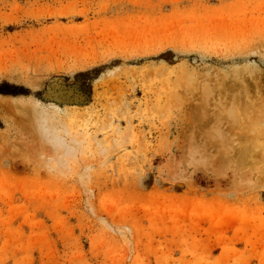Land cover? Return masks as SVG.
Listing matches in <instances>:
<instances>
[{"label": "rangeland", "instance_id": "rangeland-1", "mask_svg": "<svg viewBox=\"0 0 264 264\" xmlns=\"http://www.w3.org/2000/svg\"><path fill=\"white\" fill-rule=\"evenodd\" d=\"M0 264H264V0H0Z\"/></svg>", "mask_w": 264, "mask_h": 264}]
</instances>
